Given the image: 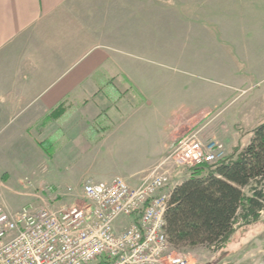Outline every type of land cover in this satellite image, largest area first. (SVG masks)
Wrapping results in <instances>:
<instances>
[{
  "label": "crops",
  "instance_id": "0c3cea01",
  "mask_svg": "<svg viewBox=\"0 0 264 264\" xmlns=\"http://www.w3.org/2000/svg\"><path fill=\"white\" fill-rule=\"evenodd\" d=\"M97 2L0 0V137H22L37 147L56 136L54 154H43V162L54 163L52 185L64 194L89 181L111 182L118 177L131 187L139 186L167 161L173 145L186 135L184 130L199 126L209 112L204 107L193 114L182 106L173 109V99L164 88L162 104L153 109L124 72L126 82L120 85L128 89L121 103L101 98V88L116 87L108 76L116 64L94 45L95 36L101 40L126 36L128 18L138 17L128 8L140 6L141 16L153 18V10L161 7L147 0L129 1L131 5L125 0ZM181 8L189 6L183 2ZM262 8L264 0H198V30L210 35L230 32L234 17L244 20ZM134 89L140 100L124 105ZM207 132L201 133L206 140L226 146L233 142L232 147L237 143L233 150H243L237 139L230 141L236 135L227 139L223 132ZM123 153L136 154L137 169L125 175L113 172ZM190 177L191 173L178 185Z\"/></svg>",
  "mask_w": 264,
  "mask_h": 264
},
{
  "label": "rangeland",
  "instance_id": "374dc122",
  "mask_svg": "<svg viewBox=\"0 0 264 264\" xmlns=\"http://www.w3.org/2000/svg\"><path fill=\"white\" fill-rule=\"evenodd\" d=\"M125 1L131 5L128 2L133 0ZM147 1H157V6L161 7L152 9L156 17L144 18L141 16L144 10L136 5L128 8L138 17L128 18L126 36H106L105 40L95 36L94 45H100L116 64L108 74L116 87L103 83L101 98L121 103L120 97H124L123 91L128 89L125 84L120 85L126 82L121 73L124 72L153 103V109L162 104L160 92L164 88L173 99L175 110L180 106L189 114L203 107L209 110L205 120L196 128L185 129L186 135L175 144L195 133L203 142L211 141L202 134L214 130L223 132L227 139L236 135L230 141L237 139L238 147L246 148L254 130L264 123V8L253 10L246 21L241 16L234 17L235 28L230 32L210 35L198 30V0ZM183 2L188 9L181 8ZM95 3L100 2L95 0ZM124 100V105L132 104V100L137 102L140 96L134 89ZM56 138L36 147L22 137H0L1 209L15 213L25 206L38 207L41 205L38 196L45 201L58 197L55 203L59 207L88 206L83 199V185L66 194L52 185L56 172L54 163L43 162V156L54 154ZM212 141L224 146L226 156L232 155L234 144L237 145ZM135 155L120 154L121 160L117 158L113 172L125 175L135 171ZM168 169L173 172V184L178 186L196 168L172 165ZM198 171L203 175L208 173V170ZM174 252L185 257L188 264H264V211L257 223L238 228L223 249L179 247Z\"/></svg>",
  "mask_w": 264,
  "mask_h": 264
},
{
  "label": "built area",
  "instance_id": "2783aa9c",
  "mask_svg": "<svg viewBox=\"0 0 264 264\" xmlns=\"http://www.w3.org/2000/svg\"><path fill=\"white\" fill-rule=\"evenodd\" d=\"M223 145L195 133L180 140L137 187L123 178L87 182V205L58 197L11 213L0 208V264H188L169 242L167 211L176 188L169 166L198 168L225 159Z\"/></svg>",
  "mask_w": 264,
  "mask_h": 264
},
{
  "label": "trees",
  "instance_id": "16d2710c",
  "mask_svg": "<svg viewBox=\"0 0 264 264\" xmlns=\"http://www.w3.org/2000/svg\"><path fill=\"white\" fill-rule=\"evenodd\" d=\"M198 169L208 173L203 175ZM263 211L264 123L242 151L237 149L217 164L196 168L175 188L166 233L174 249L218 251L238 228L257 223Z\"/></svg>",
  "mask_w": 264,
  "mask_h": 264
}]
</instances>
